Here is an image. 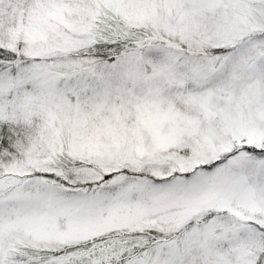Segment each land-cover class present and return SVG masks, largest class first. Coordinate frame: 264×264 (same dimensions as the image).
I'll list each match as a JSON object with an SVG mask.
<instances>
[{"label":"snow or ice","instance_id":"obj_1","mask_svg":"<svg viewBox=\"0 0 264 264\" xmlns=\"http://www.w3.org/2000/svg\"><path fill=\"white\" fill-rule=\"evenodd\" d=\"M0 264H264V0H0Z\"/></svg>","mask_w":264,"mask_h":264}]
</instances>
